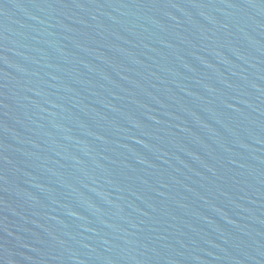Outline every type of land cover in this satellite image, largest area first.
<instances>
[{
	"label": "water",
	"instance_id": "1",
	"mask_svg": "<svg viewBox=\"0 0 264 264\" xmlns=\"http://www.w3.org/2000/svg\"><path fill=\"white\" fill-rule=\"evenodd\" d=\"M0 264H264V0H0Z\"/></svg>",
	"mask_w": 264,
	"mask_h": 264
}]
</instances>
